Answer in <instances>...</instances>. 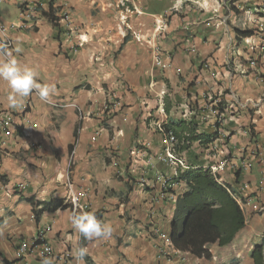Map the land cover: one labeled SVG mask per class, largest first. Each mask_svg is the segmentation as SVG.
<instances>
[{"label":"crops","instance_id":"0c3cea01","mask_svg":"<svg viewBox=\"0 0 264 264\" xmlns=\"http://www.w3.org/2000/svg\"><path fill=\"white\" fill-rule=\"evenodd\" d=\"M25 9L34 18L12 27ZM0 44L56 86L50 103L31 94L12 109L0 79V115L17 122L12 137L0 129V264H42L45 246L54 264H76L82 246V264H255L264 211L249 207L211 258L175 249L176 189L164 181L180 167L159 157L171 149L164 125L192 122L215 136L181 141L178 158L264 208V0H0ZM57 199L68 208L37 220L34 209ZM81 210L112 236L85 240L71 223Z\"/></svg>","mask_w":264,"mask_h":264},{"label":"trees","instance_id":"16d2710c","mask_svg":"<svg viewBox=\"0 0 264 264\" xmlns=\"http://www.w3.org/2000/svg\"><path fill=\"white\" fill-rule=\"evenodd\" d=\"M52 19L54 23L57 21L54 17ZM234 30L237 39L252 35L250 30ZM164 130L174 133L178 145L181 141L208 144L215 136L198 133L197 126L186 121L164 125ZM178 145L177 148L180 146ZM174 179L186 182L188 188L176 199L175 212L170 223L171 243L178 251L209 259L212 256L210 245L225 246L244 228L245 216L241 205L234 192L221 183L219 175L210 168L198 167L178 171ZM68 206L64 199L51 200L42 208L34 209L35 217L39 220L43 212H55ZM95 214L99 219L100 216ZM251 258L255 264H264V243L254 247Z\"/></svg>","mask_w":264,"mask_h":264},{"label":"clouds","instance_id":"9594fccd","mask_svg":"<svg viewBox=\"0 0 264 264\" xmlns=\"http://www.w3.org/2000/svg\"><path fill=\"white\" fill-rule=\"evenodd\" d=\"M6 49L7 45L0 44V79L7 81L10 89L7 97V107L12 109L21 108L24 98L29 97L31 94H36L41 100L50 103L51 97L56 93V86L54 84H42L39 82L40 73L33 67L27 65L22 66L13 52L7 51ZM15 51L18 53L21 49L17 47ZM179 171L181 170L179 169ZM174 177L173 180H175ZM181 192L178 195L182 194ZM71 223L75 230L78 231L85 240L89 241L94 238L108 239L115 231L111 223L98 219L94 211L81 210L79 212H74L71 216ZM87 253V247L82 246L78 250H75L74 260L76 264H82ZM42 264H54V259L51 257H44L42 259Z\"/></svg>","mask_w":264,"mask_h":264},{"label":"built area","instance_id":"2783aa9c","mask_svg":"<svg viewBox=\"0 0 264 264\" xmlns=\"http://www.w3.org/2000/svg\"><path fill=\"white\" fill-rule=\"evenodd\" d=\"M34 17L31 16L30 12L28 11V9H25L23 11V19L21 20L20 23L18 24H12V27H16V28H25L28 25L27 20L33 19ZM64 19H68L67 14L64 15ZM127 20V16L125 15H121L119 16V24L120 25H127L126 23ZM128 29H132L130 26H128ZM4 30V28H3ZM252 47V46H251ZM160 63V62H159ZM217 112V111H216ZM219 115H221V113L219 112ZM17 125L16 119L13 115V113H8V114H1L0 115V129L2 130V132L4 133L5 137H12L14 132H15V127ZM167 141L169 142V144L171 145V149H169V152L167 151L165 156H160L159 158L164 161L165 163H167L168 165L171 166H177L179 165L180 170L184 171L186 169H189L190 166L184 165L183 161L181 159L178 158L177 156V145H178V141L175 138V135L173 133H168L167 134ZM250 165V164H249ZM178 170H175V176L177 175ZM173 178L167 179L164 181V187H171L172 189H176L174 192H172V194L170 195V197L175 200L177 195L181 192V188L179 187V184L177 185V181H172ZM83 195L82 192H79L76 196H73L71 198V202L74 206V209L77 210L78 208H80L79 205V199L80 197ZM241 208L243 210L244 207H249L251 209H253L254 211L257 212H261L264 211V208L259 205L258 203L254 202L253 200H249V201H242L240 202ZM38 238H40V235L38 236ZM23 251H19L20 255L22 254ZM51 256V249L48 248L47 246H45L43 248V250L40 252V257L44 258V257H50Z\"/></svg>","mask_w":264,"mask_h":264}]
</instances>
